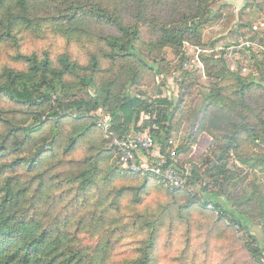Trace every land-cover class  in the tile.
Wrapping results in <instances>:
<instances>
[{"label":"trees","instance_id":"trees-1","mask_svg":"<svg viewBox=\"0 0 264 264\" xmlns=\"http://www.w3.org/2000/svg\"><path fill=\"white\" fill-rule=\"evenodd\" d=\"M138 1L0 0V45L10 43L18 47L24 34L33 38L49 34L67 43H81L95 27L94 43L100 47L88 54L85 65L67 53L55 60L44 53L42 56L17 54L14 60L20 64L19 69L0 67V103L7 106L0 109V126H13L0 135V264H100L105 255L100 257V254L106 252L103 251L106 247L92 251L77 245L80 232L87 230L90 235L97 222L102 228L111 210L119 214L121 200L128 191L133 192L136 206L151 188L165 190L169 195L181 192L182 189L170 192L155 177L121 170L113 150L100 149L82 161L72 162L75 151L80 144H86L95 127L86 115L97 109L110 116L113 137L121 138L153 126L156 129H151L150 134L155 140L161 139V132L165 137L171 135L173 114L185 102V95L173 106L166 98L147 100L131 92L130 88L138 84L142 75L134 65L140 62L148 70L162 74L166 66L157 62L161 51L169 48L176 56L180 55L185 42L192 43L194 37L199 40L201 24L209 22L212 16L219 18L226 6L224 3L217 8L215 0H185V14L178 18L181 7L174 1L160 0V9L170 6L176 13L166 18L161 11L150 22L147 14L151 7L144 6L134 15L127 14L126 5ZM245 1L244 8L250 5L259 8L251 0ZM139 3L144 5L147 0ZM263 8L264 4L260 9ZM41 10L45 12L43 16H39ZM150 25V35L146 33L150 38L145 42L143 29ZM242 25L239 36L244 37L252 27L247 23ZM102 26L114 33L105 32ZM143 51L153 55L151 64L141 58ZM250 56L253 67L248 65L245 75L232 73L225 63L213 61L208 70L210 85L202 96L200 120L192 126L190 142L175 151L179 170L190 165L183 188L186 202L178 211L186 221L196 216L194 224L198 223L188 226L185 241L189 243L196 232L193 237L194 241H201L199 256L204 258V264H232L240 258L246 264H262L264 258V184L260 180L264 173V102L255 103L259 97L252 96L259 92L261 97L264 95V54ZM103 61L108 63L106 68ZM121 64L133 65L134 68L123 67L131 72L130 77L123 78L121 70H114ZM104 75L113 78L96 81ZM252 97L255 100L251 103ZM167 107L172 110L168 112ZM23 115H28L29 123L18 126ZM202 136L210 139L207 151H212L213 157L206 154L201 156L200 165L193 164L188 156ZM164 139L159 144L162 149L166 144ZM58 157L53 175L48 176L45 168ZM107 158L114 159L115 167L102 166ZM61 166L66 176L61 172L56 174V168ZM118 178L136 184L114 189L111 185ZM249 178L253 179L251 187L246 185ZM243 182L242 194H233L234 184ZM202 194L212 195L215 200L202 198ZM93 195L97 202L94 210L87 211L90 218L81 217L72 223L74 214L91 203ZM221 197L223 201H219ZM45 199L51 200V204H61L67 199L64 213L54 218L50 226L44 225V215L38 212ZM105 202L107 205L101 211ZM208 203L221 212L216 221L214 214L206 209ZM131 219L132 227L149 229L151 233L137 250V257L126 264H155L162 217L146 226L140 222L139 214ZM73 226L74 232L70 231ZM234 226H238V234ZM251 227L262 231L261 238L251 233ZM175 237L174 233L170 234L172 244ZM106 243L109 249L110 241ZM225 250L229 251L228 256L224 255ZM185 260L188 258L182 259V264Z\"/></svg>","mask_w":264,"mask_h":264},{"label":"rangeland","instance_id":"rangeland-1","mask_svg":"<svg viewBox=\"0 0 264 264\" xmlns=\"http://www.w3.org/2000/svg\"><path fill=\"white\" fill-rule=\"evenodd\" d=\"M173 1L176 2L179 7H181L179 10L181 15H178V18H181L183 14H185L186 9L184 8L186 2L185 0H171V2ZM139 2L140 0L134 5L131 3L127 4V14L134 15L136 11L144 8V6L151 7L152 11H149L147 14L149 16L148 20L151 22L150 18L161 13V11L163 12V17L166 18L170 14L174 15L176 13V9L170 6L166 7L165 9H160L158 7L160 0H147V3L144 5ZM224 3L226 6L221 11L220 17L218 18L217 16H212V19L209 22L202 23L200 26L199 40L197 37H194V39L192 38V43L185 42L180 55L176 56L169 48H165L161 51L160 56L157 58V62L161 61L166 66L162 74L148 70L140 62H137L134 65L140 69L142 75L138 81V84L130 88L131 92H134L135 94H141L147 100L166 98L168 101H172L173 106L176 104L178 98L181 95L183 97L185 95V102L183 101L180 108L177 109L173 114L171 121V135H169V137H165L163 132L160 133V138L162 140L165 138L163 141L164 144L169 139L175 141L176 150L183 146L187 141L190 142L188 137L191 135L190 132L192 126L196 123V121L200 120V110L202 111L203 109L202 96L203 93H205L206 88L210 85V81L208 79V70L212 67V64H214L213 61L216 60L217 62L221 61L223 64L225 63L227 69L231 63H234L237 68H239L241 65H244L247 68L248 65L249 68L250 66L253 67L252 64H250V54L252 53H244V51H240L238 52L239 55L237 57L235 56L233 59H230L225 52V50L236 40L238 35H240L239 31H242V24L247 23L252 27L251 31H247V34L244 37L252 39L256 35L255 39H253L254 41L264 42V8L263 10L260 9L264 4V0H251V4H258L259 8L256 9L255 6L252 5H250V7L244 8V3H246L245 0H215V4H217L216 7L223 5ZM44 14L45 12L41 10L39 16H43ZM102 28L107 33H114V31L109 27L102 26ZM146 28H142V38L145 42L150 38L146 35V33L149 32L148 35H150L152 26L150 25ZM96 31L97 29L94 27L88 38L86 40H82L83 42L81 43H67L63 38L55 37L49 34H44L39 38H33L28 34H24L21 41L19 42L18 47L11 45L10 43L0 45V67L7 66L10 68L19 69L20 64L16 63L14 60L17 54H35L42 56L44 53H47L52 60H55V58L59 55L67 53L73 60L85 65L88 60V54L94 50L98 51L100 49V47L94 43V39L96 38L97 34ZM141 58L149 64H151L153 61V55L147 51H143L141 53ZM186 61L187 67L185 68L184 64ZM107 66L108 63L103 61V68H106ZM128 66L133 67L132 64H121L119 68L116 67L114 70H121L120 75H122L123 78L130 77L132 75L130 74L131 72H128L127 69L123 68ZM232 73L241 74L238 69ZM112 78L113 77L111 76L104 75L97 77L96 81H107L112 80ZM81 95L83 97V93H80L79 96ZM261 95L262 92L252 93V96L256 98L259 97V99L258 101H254L255 99L252 97L250 102H264V95L262 97ZM252 106L254 107L256 105ZM4 107L7 108L6 104L1 102L0 109ZM172 107H167L168 112L172 110ZM105 114L108 113L101 109H97L92 111L89 115H86L91 118L92 124L95 127H92L91 136L86 138V144H80L75 151L72 162L82 161L87 156L95 154L97 150H104V148L107 150L109 142L105 141V134L97 128V123L101 120L102 115ZM197 115L198 117H196ZM5 117L8 119L10 118L9 115H6ZM145 118L147 119V117H142V120ZM29 120L30 118L28 115H23L20 117V121H18L17 125L26 126L29 123ZM12 127L13 126H7L2 128V126H0V135L7 133L8 129ZM151 129L154 130L156 128L153 126L147 130L150 131ZM97 130L101 131L103 134L99 133ZM50 132L51 130L48 129L47 134ZM160 140H156L157 144L161 143ZM58 144H60V142ZM204 144H210V141H207L206 136L200 137L195 146H193L191 153L188 156L189 161L193 164L200 165V162H203V157L201 158V156L206 154H209L210 158L213 157L212 151L209 153L207 151L209 146L207 145L204 148ZM107 159L108 160L102 163V166L104 168L107 166L110 168L111 165L115 167V163L113 161L114 159ZM58 160H60V157H58L45 168V172H48V176L53 175L52 168ZM175 160L177 162V159ZM188 168H190V165L187 164L186 169ZM73 169H75V166ZM64 171V166L56 168V174L61 172L62 176H66ZM251 181H253V179L249 178L248 181H246V185L251 187ZM135 184V182L118 178L114 180V183L111 186L114 189H119L131 187ZM244 186V182L242 185L234 184L232 193L235 195H241ZM183 190L184 189H182L181 192L177 194L169 195L165 192V190L151 188L141 198V201H139L141 204L138 206H136L135 202L132 201L133 192L128 191L125 198L121 200L120 213L117 214L116 211L111 210L106 216V223L103 224V227L101 228L102 224L97 222V224L92 228V233H90V235L88 234L87 230L80 232L76 239L77 245L89 247V249H92V251L98 247H106L103 250H106V252L100 254V257L102 254H105L102 256L104 259L100 264H126L128 261H131L137 257V250L144 246V243L151 233L149 229L132 227L131 224L133 219H131V217H133L134 214H139L141 216L140 222H142L145 226L146 224L149 225L150 223H157L162 217L158 232V236H160L157 241V246L159 247L154 252L153 261L155 264H182L184 261L181 260L186 258H188V260H185L186 262L184 264L206 263L204 262V258L201 259L199 256L200 248L202 246L201 241L199 239L194 241L193 236L196 235V232L192 234V240L189 243H186L185 241V232L187 231L188 226H196L198 223L194 224L195 220H197L196 216H193L188 221H186L185 217L181 218L180 216L181 211H178V209L183 203L186 202L187 196L184 195ZM195 190L197 191L198 187H196ZM93 197V199H91V203H87L85 208H81L74 214L72 223H76L81 217L90 218V215L87 213V211L94 210L93 207L97 202V198H95L96 195H93ZM202 198H210L211 201L215 200V198L209 194H202ZM223 200V197L219 198V201ZM51 203H53L51 200L45 199L39 207L38 212L41 213V215H44L42 220L45 226L52 225L54 223L53 219L64 213L63 208L67 203V199L63 200L61 204ZM106 205L107 202L103 203L100 210L102 211ZM227 206L228 208L230 207L229 204ZM120 216L124 217L119 219ZM217 218L218 216L214 214V221H216ZM204 221H208V219L204 218ZM188 223L190 224L188 225ZM223 224L228 225L225 222ZM236 227L238 226H234L233 230H235L237 233L238 229ZM75 229V226H73L70 228V231L74 232ZM172 233L176 235L173 240V244L170 241V234ZM108 240L110 241L109 249L106 243ZM227 252L229 251L225 250L223 252L224 255L228 256V254H226ZM245 258L247 259L246 256ZM261 263L264 264V258H261ZM232 264H246V262L244 258H240L239 261H235Z\"/></svg>","mask_w":264,"mask_h":264},{"label":"built area","instance_id":"built-area-1","mask_svg":"<svg viewBox=\"0 0 264 264\" xmlns=\"http://www.w3.org/2000/svg\"><path fill=\"white\" fill-rule=\"evenodd\" d=\"M240 51L264 54V42L238 35L225 52L228 58L233 59L239 55ZM184 67H187V61ZM228 69L230 72H235L238 69L242 75L248 71L246 66L241 65L237 68L234 63H231ZM97 128L105 134V138L109 142L107 149L115 152L116 163L121 170L140 176L155 177L170 192L184 188L188 171L186 168L179 170L177 167L174 140H167L162 149L149 130L129 133L121 138L113 137L110 134L111 121L108 114L102 115L101 120L97 123ZM206 208L218 217L221 215V212L212 203H208ZM236 228L238 229V227Z\"/></svg>","mask_w":264,"mask_h":264},{"label":"crops","instance_id":"crops-1","mask_svg":"<svg viewBox=\"0 0 264 264\" xmlns=\"http://www.w3.org/2000/svg\"><path fill=\"white\" fill-rule=\"evenodd\" d=\"M237 1H240V0H237ZM207 137V141L209 140L210 141V139L208 138V136H206ZM209 146L210 144H204V148H205V146ZM261 182L263 183V181H264V173L263 174H261ZM264 184V183H263ZM251 233L256 237V238H261V236H262V231L259 229V228H256V227H251Z\"/></svg>","mask_w":264,"mask_h":264}]
</instances>
